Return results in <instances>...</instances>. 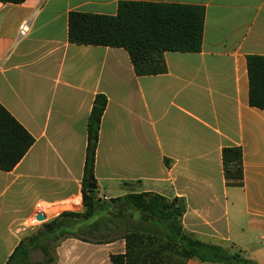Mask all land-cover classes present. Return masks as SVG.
<instances>
[{"label": "crops", "instance_id": "obj_1", "mask_svg": "<svg viewBox=\"0 0 264 264\" xmlns=\"http://www.w3.org/2000/svg\"><path fill=\"white\" fill-rule=\"evenodd\" d=\"M121 2L203 7L201 51L166 52V73L139 77L124 48L69 41L70 13L115 16ZM253 55L264 56V0L0 3V104L35 139L12 171L0 169V264L32 234L36 213L82 210L87 124L99 94L108 99L94 170L100 196L179 199L186 232L264 264V110L249 105ZM226 147L242 148V186L226 183ZM123 253L124 239L67 236L55 248L56 264H112Z\"/></svg>", "mask_w": 264, "mask_h": 264}, {"label": "trees", "instance_id": "obj_2", "mask_svg": "<svg viewBox=\"0 0 264 264\" xmlns=\"http://www.w3.org/2000/svg\"><path fill=\"white\" fill-rule=\"evenodd\" d=\"M25 1L0 3L18 5ZM68 22L71 43L124 48L137 76H153L167 72L166 52L201 51L205 10L196 5L121 2L115 16L72 12ZM247 65L249 105L264 110V56H249ZM107 104L105 95H97L88 119L82 211H65L44 223L41 230L19 242L5 264H31V253L38 250L47 264H56L50 247L67 236L93 243L124 239L125 253L111 255L112 264H186L194 259L212 264H259L240 252L202 242L186 232L182 226L186 207L179 199L169 201L154 193H130L109 202L98 197L94 170ZM34 143V137L0 104V169L12 171ZM222 162L227 185L242 186V148H224ZM134 213L139 219L132 225ZM103 229L115 234L103 235Z\"/></svg>", "mask_w": 264, "mask_h": 264}, {"label": "rangeland", "instance_id": "obj_3", "mask_svg": "<svg viewBox=\"0 0 264 264\" xmlns=\"http://www.w3.org/2000/svg\"><path fill=\"white\" fill-rule=\"evenodd\" d=\"M97 195H98V197L102 200V201H104V202H109L110 201V199H112V198H110V199H105V198H103V197H101L100 196V192H99V190H98V192H97ZM65 208L64 209H62V205L61 206H52V207H50L49 209H51V208H59V211L57 212V210H56V212H54V213H52V214H50L49 216H48V221H50V220H52L53 218H55V217H57L58 215H60L62 212H65V211H77L75 208L73 209L72 208V206L71 205H63ZM49 209H44L46 212L49 210ZM26 211H27V214L31 211V209H26ZM82 211V210H81ZM80 211V212H81ZM78 212V211H77ZM60 213V214H59ZM47 221V222H48ZM34 230L31 232V233H35V232H37L38 230H41L42 229V226H43V224L44 223H46V222H39V221H34ZM102 232V234L103 235H105V234H110V235H114L115 234V231L114 232H112V231H105L104 229L101 231ZM30 233V234H31ZM88 238H90V236H87ZM93 242H94V240H92ZM264 245V244H263ZM56 246H57V244L55 243V244H53L51 247H50V253H51V255L52 256H54L55 255V248H56ZM264 247V246H263ZM240 249H244V248H242V247H240ZM245 250H247V252H252L251 251V249H245ZM46 259H45V257H44V255H43V253L41 252V251H35V252H33V253H31V258H30V261H31V264H47L46 263V261H45Z\"/></svg>", "mask_w": 264, "mask_h": 264}, {"label": "water", "instance_id": "obj_4", "mask_svg": "<svg viewBox=\"0 0 264 264\" xmlns=\"http://www.w3.org/2000/svg\"><path fill=\"white\" fill-rule=\"evenodd\" d=\"M91 189H93V186H90ZM65 207H62V209H64ZM56 212V208H51L49 209L47 212H40V213H36L32 218L31 221L34 223V221H39V222H47L48 216L52 213Z\"/></svg>", "mask_w": 264, "mask_h": 264}, {"label": "built area", "instance_id": "obj_5", "mask_svg": "<svg viewBox=\"0 0 264 264\" xmlns=\"http://www.w3.org/2000/svg\"><path fill=\"white\" fill-rule=\"evenodd\" d=\"M27 31H28V25H27V24H24V25H22V26L20 27V34H21L22 36H24V35L27 33Z\"/></svg>", "mask_w": 264, "mask_h": 264}, {"label": "bare ground", "instance_id": "obj_6", "mask_svg": "<svg viewBox=\"0 0 264 264\" xmlns=\"http://www.w3.org/2000/svg\"><path fill=\"white\" fill-rule=\"evenodd\" d=\"M57 212L59 211V208H56Z\"/></svg>", "mask_w": 264, "mask_h": 264}]
</instances>
